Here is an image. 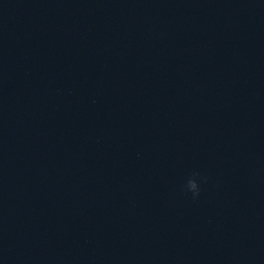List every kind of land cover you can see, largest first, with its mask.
Instances as JSON below:
<instances>
[{
    "label": "clouds",
    "instance_id": "clouds-1",
    "mask_svg": "<svg viewBox=\"0 0 264 264\" xmlns=\"http://www.w3.org/2000/svg\"><path fill=\"white\" fill-rule=\"evenodd\" d=\"M198 178L204 183H207V177L202 176L201 173L198 171H194L191 177L187 180L186 184L184 185V188L187 190V192H190L192 194V198L194 200L200 196L201 192L200 184L198 183Z\"/></svg>",
    "mask_w": 264,
    "mask_h": 264
}]
</instances>
